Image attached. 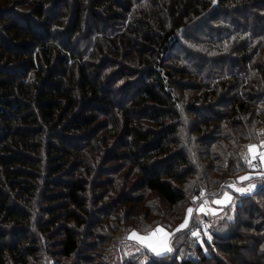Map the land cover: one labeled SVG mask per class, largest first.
<instances>
[{"label": "trees", "instance_id": "obj_1", "mask_svg": "<svg viewBox=\"0 0 264 264\" xmlns=\"http://www.w3.org/2000/svg\"><path fill=\"white\" fill-rule=\"evenodd\" d=\"M260 140L264 0H0V264H112L119 227L219 192ZM236 196L208 251L120 264H264V183Z\"/></svg>", "mask_w": 264, "mask_h": 264}, {"label": "rangeland", "instance_id": "obj_2", "mask_svg": "<svg viewBox=\"0 0 264 264\" xmlns=\"http://www.w3.org/2000/svg\"><path fill=\"white\" fill-rule=\"evenodd\" d=\"M241 11L244 12L245 10L241 9ZM201 26L202 25L199 21L195 22L193 28H190L188 32L189 31L191 32V29L193 30V29L201 28ZM201 114L205 115L207 113L201 111ZM261 143L264 142L263 141L260 143L250 142L244 144L240 148L241 156H247V159L248 157H258L256 153L260 152L261 156L264 158V149L262 148V146L264 145L260 146L259 144ZM249 146H254L251 151L249 150ZM253 150L255 154H252ZM214 155H215L214 151L209 149L207 151V156L204 158V164L206 166L207 171L211 173V176H213L212 174L215 172V168L217 170V161L213 157ZM248 165H250V163ZM200 172L201 173L198 174L200 178L205 177L204 174L202 173V170ZM191 173L193 172L191 171ZM251 174L258 176L260 175V170H254L251 168L250 170L238 175L234 179L229 178L228 180H225L223 183L224 186L219 192H216L217 190H211L212 189L211 186L208 187L198 186L191 193L190 191L191 188L189 186L192 185V180H187V182L183 181L182 183H180V185L185 194V199L180 203L179 209L176 208V211H174L176 213L170 217L165 216L166 218H162L164 217L163 215H165V212H162L161 210L155 211L154 208L150 207L151 205L149 204V202L152 201L153 195L151 192H148L142 197V199L139 202L140 204L138 205V207L140 208V211L134 209L131 212L133 214H138L139 212H141V210H143V208L145 209L144 204L145 205L149 204L150 206L148 205L149 206L148 213L144 216V218L138 220V222L136 223L138 226H134L128 230L126 228L127 224L126 227H122V228L119 227V230H117L114 234V238L109 242V244L106 246L104 250L105 257L112 264H120V261L124 262L127 254L134 255L135 257H137V260L139 261H148L155 259L156 258L155 256H162L165 254L171 255L175 247L179 248V250L177 251L179 255L191 256L194 255L196 251H198L197 248L198 240L203 241V242L199 241V244L202 245V247H204L203 244L205 243V249L208 251L209 246L206 240H209V237H211L212 229H214L215 226L225 218L234 219L235 217H237L236 211L238 209L236 207L234 208L233 201L235 200L236 195L239 196L247 192L244 190L245 188L241 187L243 184L241 185L240 183L248 181L249 175ZM189 177L190 176H188V178ZM241 177H248V179L241 180ZM118 178H119V174H118ZM263 178H264V174L263 177L260 178V180L259 177L254 178L252 181H255L257 184L255 185L253 184V186L256 187L257 185L258 186L263 185ZM209 191H213L217 194ZM216 201H219V203H216ZM185 204L187 205L185 206ZM158 206L160 208L163 207L162 201L160 204H158ZM189 208L193 209V212L190 217L188 216V212H187ZM201 208H203V211L200 210ZM186 217L189 218L188 227L182 229L179 232H176V229L179 227V225H181L184 222ZM158 219L160 221L157 224ZM191 225H196L194 226V228L199 227L201 229L200 230L201 234L203 233V237L200 236L198 237V239H196V238H191L190 236L185 234V231H187ZM151 226L153 227L150 228ZM158 227L161 228L163 231L156 233V235L152 236L148 242L151 243L154 248H156V251L160 252V255H157L156 252L153 251L151 248L145 247L137 239L135 238L129 239V237L133 232L137 233L139 236L147 237L149 236V233H151L154 229ZM193 232L198 233V231L196 230H193ZM182 234L184 236L181 238ZM179 238L180 241L178 246L177 242ZM167 248H171L172 251H166ZM180 250H182L181 253ZM246 253L248 252L239 251L235 259L240 260V258L242 257L245 260H249V259H255L257 256V255H253L252 257H250L249 255L247 257ZM194 257H196V255Z\"/></svg>", "mask_w": 264, "mask_h": 264}, {"label": "snow or ice", "instance_id": "obj_3", "mask_svg": "<svg viewBox=\"0 0 264 264\" xmlns=\"http://www.w3.org/2000/svg\"><path fill=\"white\" fill-rule=\"evenodd\" d=\"M253 147H254V146H249V150L251 151ZM246 179H248V177H241V180H246ZM216 203H219V201H216ZM200 210L203 211V208H201ZM187 212H188V216L190 217L191 214H192V212H193V209H192V208H189V209L187 210ZM188 225H189V218L186 217L185 220H184V222H183L181 225H179V227L176 229V232H179V231H181L182 229L187 228ZM162 231H163V230H162L161 228L158 227V228L154 229L151 233H149V236H147V237L139 236L137 233L133 232V233L131 234V236L129 237V239H131V238H135V239H137V240H138L141 244H143L145 247H149V248H151L153 251L156 252L157 255H160V252L156 251V248H154V247L152 246V244L149 243L148 241L150 240V238H151L152 236H155L156 233H158V232H162ZM192 235H193V236H196V235H198V233H197V232H192ZM210 239H211V237H209V240H210ZM166 251H172V249H171V248H167Z\"/></svg>", "mask_w": 264, "mask_h": 264}, {"label": "crops", "instance_id": "obj_4", "mask_svg": "<svg viewBox=\"0 0 264 264\" xmlns=\"http://www.w3.org/2000/svg\"><path fill=\"white\" fill-rule=\"evenodd\" d=\"M264 142V140H260L259 142H253V143H260V142ZM260 146H262V145H264V143H261V144H259ZM262 148L264 149V146H262ZM252 154H255L254 153V150H253V153ZM256 155H258V157H248V159H247V163L249 164L250 163V165H249V167L250 168H252V169H254V170H260V175H258V176H256V175H253V174H251V175H249V177H252V180L254 179V178H256V177H259V180H260V178H262L263 177V172H264V170H262V169H264L263 167H264V158L261 156V153L260 152H258V153H256ZM262 157V158H261ZM252 163V164H251ZM249 180V182L248 183H245V184H243L241 187H243V188H245L244 190L245 191H250V190H252L253 188H254V186H253V184L255 185V184H257L255 181H252L251 179H248ZM262 180V179H261ZM240 187V186H239ZM238 192V191H237ZM244 192V191H243Z\"/></svg>", "mask_w": 264, "mask_h": 264}, {"label": "bare ground", "instance_id": "obj_5", "mask_svg": "<svg viewBox=\"0 0 264 264\" xmlns=\"http://www.w3.org/2000/svg\"><path fill=\"white\" fill-rule=\"evenodd\" d=\"M194 226H196V225H194ZM194 226H192L193 228H191V233L193 232V230H196V231H198V235H196L195 237H200V236H202L203 235V233L201 234V232H200V228L199 227H195L194 228Z\"/></svg>", "mask_w": 264, "mask_h": 264}, {"label": "built area", "instance_id": "obj_6", "mask_svg": "<svg viewBox=\"0 0 264 264\" xmlns=\"http://www.w3.org/2000/svg\"><path fill=\"white\" fill-rule=\"evenodd\" d=\"M263 183H264V178H263Z\"/></svg>", "mask_w": 264, "mask_h": 264}]
</instances>
